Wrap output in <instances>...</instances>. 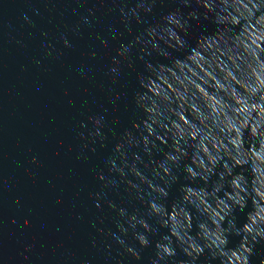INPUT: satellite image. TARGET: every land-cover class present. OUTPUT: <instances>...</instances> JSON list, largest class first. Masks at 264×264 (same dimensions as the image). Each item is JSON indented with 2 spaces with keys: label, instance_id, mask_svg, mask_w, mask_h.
<instances>
[{
  "label": "clouds",
  "instance_id": "clouds-1",
  "mask_svg": "<svg viewBox=\"0 0 264 264\" xmlns=\"http://www.w3.org/2000/svg\"><path fill=\"white\" fill-rule=\"evenodd\" d=\"M157 3L118 11L127 26ZM173 3L118 51L127 58L141 46L134 104L143 115L119 134L96 195L123 184L140 205L108 201L119 217L112 239L136 260L152 247L150 264H252L264 245V0ZM90 121L81 138L104 141L105 117Z\"/></svg>",
  "mask_w": 264,
  "mask_h": 264
},
{
  "label": "water",
  "instance_id": "water-1",
  "mask_svg": "<svg viewBox=\"0 0 264 264\" xmlns=\"http://www.w3.org/2000/svg\"><path fill=\"white\" fill-rule=\"evenodd\" d=\"M133 4L0 0V264H150L154 258L149 247L136 260L112 239L119 217L108 201L130 212L140 207L129 202L125 186L96 195L119 134L143 115L134 104L141 46L127 58L118 51L177 6L158 0L151 15L126 26L118 9ZM100 115L106 139H82L79 133L93 130L90 117ZM126 240L139 248L130 234ZM255 251L252 264H259L264 245Z\"/></svg>",
  "mask_w": 264,
  "mask_h": 264
}]
</instances>
